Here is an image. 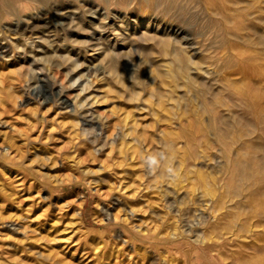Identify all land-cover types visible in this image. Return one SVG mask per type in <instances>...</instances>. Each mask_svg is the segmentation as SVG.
Returning <instances> with one entry per match:
<instances>
[{
  "label": "rangeland",
  "instance_id": "374dc122",
  "mask_svg": "<svg viewBox=\"0 0 264 264\" xmlns=\"http://www.w3.org/2000/svg\"><path fill=\"white\" fill-rule=\"evenodd\" d=\"M261 1L264 2V0ZM246 2L248 3V1ZM262 2H259L260 9L264 8ZM80 3L83 5L82 2ZM93 7H96L95 10H98L95 12L96 14L89 16L96 21L99 17V13L101 15L103 11H99V7L97 8L95 5ZM111 15V25L119 22L120 17L124 16L122 11H112ZM262 15H264V13ZM172 24L173 25H170L171 28L164 27L163 24H161L158 29L153 28L154 26H149L147 29L149 31L155 30L159 35L162 34L163 37H171L170 39L173 42L176 41L177 44L175 45L180 46L177 47V49L183 48L182 51L185 49V52L190 53L192 60L199 59L200 55L204 52L201 53L203 50L200 45H197L198 43L200 44L201 38L195 33L194 28L192 26L184 27L176 22H172ZM164 28H166L165 31ZM255 28L259 29L257 30V32H259L258 36L255 38L257 40V47L261 49L257 51L256 49H252V53L251 51H245V55L257 53V56H261L260 54H264V27L259 25ZM132 31L133 29L129 32L134 33ZM129 32L126 33V36L131 34ZM72 35L75 37V34ZM98 38L99 37L96 39ZM106 40L107 39H103L101 43ZM96 41L97 40H95V42ZM119 42L115 45L116 47L114 46L113 51L117 52L123 61H127V59L131 61L142 59L140 57L143 55L139 54V51H141L140 49L135 46H130L129 44L124 45L121 41ZM238 44H240V42H238ZM204 48L205 47H203V49ZM49 50L52 51L51 54L53 55L55 54L54 52H56V54L58 52L57 49L54 51L52 48H49ZM135 50H137L138 53ZM7 51L9 55L7 53H2L3 56L0 55V208L2 207L0 209V264H3V262L4 264H31V262L32 264L178 263V259L175 258H178L180 254L172 253L171 256L167 253L164 255V253H162V250L165 249L163 245L154 244L153 246V244L150 245L145 242L146 245L143 243V240L151 239L156 241L158 239L155 237L156 234L159 236L158 240H163L164 236L177 225L185 224L186 226H184V229L187 230L188 228L187 231H189L196 224V221L199 220L198 217H200V215L202 216V214L205 220H210L206 212L204 214L200 211V207L204 206V201L209 199L206 195L204 199H199V197H197L198 199L195 198L194 200H196V202L193 203V205H184L183 203L190 198V192L192 188L195 187V184L189 181L194 171L200 172L207 180L213 177L218 179V181L220 180L219 186H215L214 189L211 187V190H217L219 195L226 196V194H228V189L225 186L226 184L225 182L223 183L224 180L228 181L227 177L229 176H226V159L222 158L223 155L218 151V147L214 144L207 145L208 142H206V144L200 143L198 146L191 149L193 151H198L199 154L193 162L195 164L194 169L188 167L191 174V177H189L190 175L188 174V179H185L187 178L186 175L182 177L183 173L181 171H176L182 154L181 146L179 145L176 147V152L174 151L175 153L172 152L171 154L173 158H171V162L173 163H170V166H172V168L174 167L172 172L175 173V180L177 179L183 182H179L181 184H178L180 186L179 188V186H176L177 181H175V185L174 183L171 184L170 180H167V176L165 178L166 171L164 170L166 169L163 160H167L165 157L166 154H164L167 151H165L166 148L162 147L159 142L161 140L160 138H162L163 126L158 125L156 129L154 126L150 127L152 124L150 116L142 109L137 111L135 108L136 103H131L124 95L118 98V96L116 97L114 94H109L111 96L106 94L108 97H106L105 101L102 100L101 96L103 95V91L101 88L99 89L98 80L101 77L106 79L108 71L104 69L105 67L98 61V57L102 52L101 50H86V53L81 50L71 51V59L74 56L72 60L75 63L77 62L80 64L82 62V67L78 66L74 71H72L70 65L63 67H48L50 70L47 69L48 71L46 70V72L45 69L47 67L43 69V73L45 72L44 75L46 77L50 75V81L56 84L55 95H46L43 97L42 95L31 94V89H29L35 85L34 81H36V79L34 78H37L35 72L39 71L37 65H33L34 63L30 62V60H33V55H27V59H25V57L23 58L21 49L20 51H14L15 55H13V53L10 55V49ZM37 51H39V49H37ZM258 51H260V53ZM121 53L122 55L120 56ZM189 53L187 54L189 55ZM17 54H19V56ZM78 54L79 57L77 58ZM203 55H201V57ZM12 56L15 58H12ZM126 56H128L127 59H125ZM263 57L264 56L258 57L259 59H256V61H262L264 59ZM9 58L10 61H8ZM30 63L31 65H29ZM258 65L261 66L260 64ZM131 66L133 68H131ZM134 67V65L129 66L131 70H133ZM136 68L137 67H135V69ZM17 69L18 71H16ZM239 69V67H235V70L238 71H235L236 92H246L249 90L247 88L252 89L251 93L257 98V102L264 111V70L262 72L250 74L247 70L245 71L246 68L244 70L240 69V71ZM136 70L138 74L135 86H147L148 84L143 82L147 81L150 77L148 70L143 69V65ZM139 70L143 74L140 75ZM243 71L246 73L244 74ZM140 76L141 79L139 78ZM140 81H143V84ZM85 85H90L89 91H92V95L96 96L97 100L99 99V102L95 105L91 104L90 99L85 102H89L86 106L88 108H85L90 111L92 110L91 112L94 114L95 120L100 123H97L95 127L94 125L84 127L82 121H80L82 114H78L79 116L73 114L76 113L74 112L75 109L73 104L77 95L81 97L87 93L81 92ZM61 87L65 90L63 92L64 96L68 97L67 103H69V106L67 107L61 105L60 100L57 101L58 97L56 96V92H59ZM94 89H96V91ZM142 89L143 87L141 91ZM10 91L11 93L9 94ZM18 95L21 97L18 98ZM238 108L239 103L236 100L234 102V100L230 98L226 105L219 109L216 118V120L218 119L217 127L222 132H225L226 129L228 130L229 126L227 125H229V118L234 114L237 117H235V122L242 126L240 127L241 134L251 137L254 130L246 121L244 115L239 112ZM127 117L129 120L132 119L130 121L133 124L131 128L135 132H130L126 140H122L124 124H127V127L132 125L129 120H127ZM123 118L124 120H122ZM181 118L182 117L179 118L180 123H178V125L177 122L179 120H175L174 124L169 127L171 129H169L170 134L172 133V135L174 134L175 136L178 135L181 129L186 128L188 121L189 123L190 120L192 122V118L187 117L189 119L188 121L185 116ZM88 120L89 118H87V121ZM183 120L184 123H186L185 125L181 122ZM208 120L209 115L202 113L201 123L199 125L202 128H206ZM262 121L264 123V120ZM136 122H139L138 125H136ZM182 123L183 126L180 125ZM263 125L264 124L261 125V129L264 128ZM135 126L136 128L134 129L133 127ZM141 129L144 130L142 131ZM144 131L147 132L142 134ZM138 134H140V138L142 139H145V136H147V142L145 139L143 143V140L139 138ZM195 134L199 135V129L195 131ZM132 136L138 137L137 139L142 141L140 142L141 146H139L140 144L138 145L137 142H131L130 144V137ZM210 138L211 135L208 134L205 137L206 141L207 139L210 140ZM119 140H122V143ZM127 141H129V143ZM118 142L126 146H120L121 144ZM132 147H134V149ZM238 150L239 149L235 148L236 153L234 152L233 155L237 163L233 170V172L235 171L234 174L237 172L235 174V184L237 185L235 187L237 188H235V199L233 198L235 200V264H264V191H262V194L258 192L259 195H255L256 197L258 196L256 201L254 200L256 198L255 196L246 198L245 194L248 195L249 192L244 193L247 200L244 203L246 207H244L245 205L239 207V196L242 197L240 192L247 184L241 180V173L245 168L241 163L243 160L242 152ZM257 159L258 165L264 176V154H258ZM150 162L153 163L154 166L156 164L158 167L155 166L156 168L152 169V164H150ZM163 171L165 174H163ZM150 173L152 174L149 175ZM159 173H162L163 176ZM177 173L179 175H177ZM148 177L152 178V181ZM40 181H43V183H40ZM167 181H169V184ZM190 182L192 183L191 186ZM154 183H156L155 185L158 189L154 188ZM187 184L189 186H187ZM203 188L200 189H203L202 191H198V194L202 195L205 191V187ZM118 199L119 201H117ZM214 199L212 198V200ZM198 202L203 203L200 205ZM2 210L4 212H2ZM4 213L5 216H3ZM6 213H8L7 215L9 218L11 217L10 219L7 217ZM1 219L3 220V227L1 225ZM5 219L8 222H6ZM22 219L25 221L23 222ZM231 220H233V218H231ZM10 221L11 223H9ZM226 221L224 222L226 223ZM228 221L230 222V219H228ZM180 222L182 224H180ZM226 227L221 230L224 239L229 236L226 234ZM126 228L128 231H126ZM11 229L13 231L10 232ZM19 229H22L24 232ZM131 234L143 240L134 239ZM15 247L18 250H16ZM20 248H22V250ZM24 249L25 251H23ZM31 250L33 252H31ZM6 253L7 256L5 257ZM19 253L22 254L20 255ZM22 256H25L23 260ZM172 257H175V262L172 260ZM5 259L8 260V262ZM169 260L172 261L170 262Z\"/></svg>",
  "mask_w": 264,
  "mask_h": 264
},
{
  "label": "bare ground",
  "instance_id": "6f19581e",
  "mask_svg": "<svg viewBox=\"0 0 264 264\" xmlns=\"http://www.w3.org/2000/svg\"><path fill=\"white\" fill-rule=\"evenodd\" d=\"M242 1L243 0H0V55L3 56L2 53H7L8 52L7 50L9 49L11 51V52L9 51L10 55L11 53L15 55L14 51H20L21 49L23 53L22 54L23 58L25 57V59H27L26 58L27 55L30 56L33 55V60L32 61L30 60V62L34 63L33 65H37L39 71L37 70L38 72H35V74L37 75V78H34L36 79V81H34L35 85H33L32 88H29L31 89L30 91L31 94L42 95V97L46 95H52V96L55 95L56 84L50 81L49 73H48L49 76L47 77L44 75L47 69L50 70L48 67H52V66L63 67L66 65L68 66L70 65L72 71H74L78 66L82 67V62L78 64L77 62L75 63L72 60L74 56L71 59V53H70L71 51L81 50L83 52L85 51L86 53V50H91V51L101 50L102 52L101 55L98 57L99 58L98 61L102 66L105 67L104 69L108 71L107 73L108 76L106 79L101 77L102 79L99 78L98 80L100 86L99 89L101 88V90L103 91V93L101 92L103 94L101 96L102 100L105 101L106 97L111 96L112 94H114L116 97L118 96V98L124 95L125 97H127L128 101H130L133 104L136 103L135 108L137 109V111L142 109L150 116L152 121L151 126L148 123L150 127L154 126V128L156 129V126L158 125L163 126L164 130L161 135L162 138H160L161 140L159 142L162 147L167 149V150L165 149V151L167 152L164 153L166 154L165 157L167 160H163L166 169L163 170L166 171L167 175L165 174L164 171L163 174H165V178L167 176V180H170L171 184L173 183L175 184V181H177V185L175 184L176 186H179L178 185L180 184L179 182L183 183L181 180L179 181L177 179L175 180V176H174L175 173L172 172L174 167L172 168V166H170V163H173L171 162V158H172L171 154L172 152L175 151L176 147L179 145L181 146L180 148L182 154L179 163L177 165L176 171H181L183 173V176L181 175L182 177H185L184 175H186L187 178L185 179H188V174L190 175L189 177H191L189 168L194 169L195 164L193 162L196 160L199 154L198 151H193L191 149L198 146L200 143L206 144V142H208L207 145L214 144L216 147H218V151H220V154L223 155L222 158L226 159V172H227L226 176L229 175L227 177L228 181L226 180L223 181L222 179L223 183L225 182L226 184L225 186L228 189V194H226L227 192L225 193L226 196L219 195V192L217 190L216 191L211 190V187L212 189H214L215 186L217 185L219 186L220 180L218 181V179L214 177L207 180L204 176L200 174V172L194 171L192 177L189 178V181L195 184V187L192 188L190 192V198H188L187 201H184L183 204L193 205V203L196 202V200H194L195 198L199 197V199L200 198L204 199L205 198L204 196L206 195V197H208L209 199L204 201L205 202L204 206L200 207V211L201 213L204 214L206 212L209 215L210 220H205L202 214V216L200 215V217H198L199 220L196 221V224L193 227L191 226L192 228L189 231H187L188 226L186 227L187 230L184 229L185 228L184 226H186L185 224L179 226L177 225L173 227V229H171V231H169L167 235L164 236L163 240H158L159 236H157V234L155 235V237L158 238L156 241L151 239L150 240L142 239L144 241L143 243L146 242L147 244L150 245L153 244V246L154 244L163 245L165 249L162 250V253H164V255L167 253H169L171 256L172 253L180 254L178 258L172 257V260H174V262L175 259H178V263L175 264H235V200L234 199H235V190H236L235 188H237L235 187L237 186L235 184V174L237 172L235 174H234L235 171L233 172L234 167L236 166L235 164H237L235 162V157L233 158L235 148L239 149L240 152H242L243 160L241 161V163L243 164L245 169L244 170L242 169L243 171L241 173V180L244 181L245 184H247L245 187H243V189L240 192L242 197L239 196L240 197L239 199L240 201H238L239 207H241V205L243 206L245 205L244 203L247 201L246 198L248 197L252 198L255 195H257L258 192L259 194L260 192L262 194V191H264V176L258 165V159H257L258 154L260 153L264 154V128L261 129V125L264 124L262 121L264 120L263 119L264 111L261 109L260 104L257 102V98H255L254 94L251 93L252 89L247 88L249 90H247L246 92H243L241 90H237L241 92H236L235 90L236 66L243 70L246 68L245 71L247 70V72H249L250 74L262 72L264 70V59L262 60L263 62L260 61L261 63L256 61V59H259L260 57L264 56V54L263 55L260 54L261 56H257V53L252 55L244 54L246 53L245 51H251L252 53V49L254 50L256 49V51L261 49L257 47V43H256L257 40L255 37L258 36L259 32H257V30L259 29L255 27L259 25L264 27V15H262L264 13L263 12L264 8L261 7L263 9L262 10L259 7L260 4L259 2H262L261 0H245L243 2ZM246 1H248V3ZM80 2H82L83 5H81ZM93 4L97 6V8L99 7V11L100 10L101 12L103 11V14L101 13L100 15L99 13V17L98 19H96V21L89 16L92 14H96L95 12L98 10V9L95 10L96 7L94 8ZM262 4H264V2H262ZM112 11L114 12L122 11L124 15L123 17H120L119 22L116 23L114 22L115 24L113 25L110 24L112 19V18L110 19V17L113 15V14L111 15ZM172 22L173 23L176 22L184 27L192 26L194 28L195 33L198 35V37L201 38L200 44L198 43L197 45L201 46L203 50L201 51V53L204 52L203 53L204 55L201 54L203 55L202 57L200 55L199 59L197 58V60L195 59L192 60L190 53L185 52L186 51L185 49L183 51H182L183 49L182 47H181L182 49L180 48L177 49V47L180 46H176L175 45L177 44L176 41L173 42L170 39L171 37L169 38V36L167 35L165 36H167L168 38L163 37L162 34L159 35L157 31L156 32L155 30L149 31L147 29L149 26H154L153 28L158 29L160 28L161 24H163L164 27L166 26L171 28L170 25H173ZM131 29H133L132 32L134 33L129 32ZM165 29L166 28H164V31ZM127 32L131 34H129V36H126ZM72 34H75V37H73ZM97 37L99 38L96 39ZM102 38L107 40L101 43L103 40ZM111 38L112 40L110 41ZM95 40H97L100 43H98L97 41L95 42ZM119 41H121V43L124 45L129 44L130 46H135L136 48L143 51L141 52L137 49L139 51V54L143 55V56L141 55L142 57L139 56L142 59L137 61L133 60L134 61L133 63V61L127 59L128 56H126L125 59H127V61H123L122 58L119 57V54L113 51L114 46L117 45ZM238 42H240V44H238ZM183 47L185 48L184 45ZM203 47L205 48L203 49ZM49 48H52V50L54 51H56L57 49L58 50L57 54L56 52H54L55 53L54 55L51 54L52 51L49 50ZM37 49H39V51H37ZM258 52L260 53V51ZM187 53H189L190 56ZM17 55L19 56V54ZM121 55L122 53L120 54V56ZM13 57L14 56H12V58ZM78 57L79 54L77 58ZM8 61H10V58ZM31 63L29 65H31ZM258 64H260L261 66H259ZM130 65H134L138 69L140 68L141 65H143V69L148 70L149 72L148 74H150L149 79L146 78L148 80L145 82L140 81L141 83L143 82L148 84L147 86L146 85L135 86V82L137 81L138 71L136 70L137 68L135 69V67H134L135 70L134 69L131 70V68L133 67L131 66V68H129ZM43 69H45L44 73H43ZM16 71H18V69ZM139 73L140 75L143 74L141 71ZM139 78L141 79V76ZM142 87L143 89L141 91ZM89 89H90V85H85V87L81 90V92H87V93L81 97L80 95H77L73 104L75 109L74 112H76L77 114L76 113L73 114H75L76 116L78 114L79 115L82 114V116L80 117V121H82V125L84 127L88 125H94L95 127L96 124L99 122L95 120L94 114L91 112L92 110L90 111L86 109L88 108L86 106L88 105L89 102L88 103L85 102L88 99H90L91 104L95 105L99 102L98 101L99 99L97 100L96 96L92 95V91L90 92ZM94 90L96 91V89ZM64 91L65 90H63V87H61V90L59 92H56V96L58 97L57 101L60 100V104L67 107L69 106V103H67L68 97L64 96L63 94ZM10 93L11 91L9 92V94ZM106 94H108V96ZM20 97L21 96H19L18 98ZM230 98H232L234 102L236 100L239 103V108H238L239 112L242 115H244L246 121L253 128L254 133L251 135V137L243 136L241 134L240 127L242 126H240L237 122H235L236 116L234 114H232L233 115L232 117L229 116L230 117L229 125H227L229 126L228 130L226 129L225 132H222L221 130L218 129L217 127L218 119L216 120V118L219 113V109L225 106L228 100H230ZM202 113L209 115V120L206 128H202L199 125L201 123ZM184 116L186 118L187 117L192 118V122L190 120L191 124L189 123L188 121L189 119L187 118L188 125L186 126L185 129H181V131L179 130L180 133L176 136L174 134L172 135V133L170 134L169 127L174 124L175 120H179L180 117L184 118ZM87 118H89L88 121ZM122 120H124V118ZM127 120H129L128 117ZM131 120L132 119H130L129 122ZM181 122L184 123V120ZM136 123H137L136 125H138L139 122ZM178 123H180V120L177 122V125ZM183 123L180 125L183 126ZM185 124L186 123H184V125ZM132 126L133 124L129 127H127V124H124V131L122 132V138H121L122 140H126L127 136L130 135V132L134 131L131 128ZM133 128L135 129L136 126ZM197 129H199V135L195 134V131ZM145 132L147 131H144V133L142 132V134H145ZM207 134L211 135V138L210 140L207 139L206 141L205 137ZM134 136L130 137V144L131 142H137V144L139 145L140 142L142 141L137 139L138 137H134ZM138 136L140 138V134H138ZM146 138L147 136H145V139ZM145 139H142L143 143ZM122 140L119 141L122 143ZM145 141L147 142V139ZM127 142L129 143V141ZM122 145L123 144H121L120 146ZM139 146H141V144ZM132 148L134 149V147ZM150 164H152L151 167L152 169L158 167L156 164L155 167L151 162ZM187 168L189 169V171ZM151 174L152 173H150L149 175ZM159 174L162 175V173ZM177 175L179 174L177 173ZM149 179H151L152 181V178ZM167 182L169 184V181ZM191 182H190V186L192 185ZM40 183H43V181L42 182L40 181ZM164 183H163V187H164ZM155 184L156 183H154L155 186L154 188H157ZM187 186L189 185L187 184ZM203 187H205V191L202 193V195L198 194V191ZM246 192L249 193L248 195L245 194L246 195L245 198L244 193ZM257 197L254 199L255 201L256 199H258ZM212 198L215 199L212 200ZM117 201H119V199ZM201 203L199 204L201 205ZM244 207H246V205ZM2 212L4 211L2 210ZM7 214L8 213H6V215ZM3 216H5V213ZM7 217L9 218L8 215ZM231 218H233L234 221L231 220ZM228 219H230V222L228 221ZM5 221L8 222L6 219ZM24 221L25 220H23V222ZM224 221H226V223L229 222L230 224L229 223L226 224ZM181 222L180 224H182ZM2 223L3 220L1 222V225L3 227ZM9 223H11V221ZM225 224L227 227L225 226ZM224 227H226L225 229L227 230L226 234L229 235L226 239H224L223 234L221 233V230H223L222 228ZM11 231L13 230L11 229L10 232ZM126 231H128L127 228ZM133 238L140 239L137 238L135 235H133ZM15 249L18 250L16 247ZM20 249L22 250V248ZM25 249L23 251H25ZM31 252L33 251L31 250ZM6 256L7 253L5 257ZM24 257L22 258V260L24 259ZM6 261L8 262V260Z\"/></svg>",
  "mask_w": 264,
  "mask_h": 264
}]
</instances>
